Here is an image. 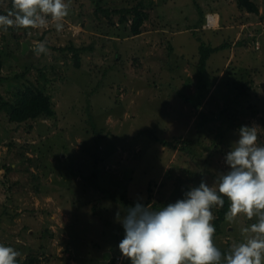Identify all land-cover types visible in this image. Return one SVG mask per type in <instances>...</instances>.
<instances>
[{
  "label": "rangeland",
  "instance_id": "1",
  "mask_svg": "<svg viewBox=\"0 0 264 264\" xmlns=\"http://www.w3.org/2000/svg\"><path fill=\"white\" fill-rule=\"evenodd\" d=\"M252 1L257 14L236 0H152L138 35L115 13L96 20L92 0H64L59 32L50 17L44 29L16 28L18 39L0 28V98L31 85L55 109L19 125L0 109V244L7 238L22 255L40 244L42 264L67 254L69 264H130L118 249L128 207L159 209L202 179L212 186L228 170L238 125H255L264 145V0ZM255 222L223 217L214 243L228 252Z\"/></svg>",
  "mask_w": 264,
  "mask_h": 264
},
{
  "label": "clouds",
  "instance_id": "2",
  "mask_svg": "<svg viewBox=\"0 0 264 264\" xmlns=\"http://www.w3.org/2000/svg\"><path fill=\"white\" fill-rule=\"evenodd\" d=\"M69 8L64 0H11V9L0 15V28L44 29L50 17L59 32ZM37 48L47 52L43 43ZM238 134L224 157L228 170L220 172L212 186L202 179L183 198L159 209L140 202L127 208L120 219L124 237L118 244L123 259L130 264H264V145L258 144L255 125L240 126ZM225 199L224 219L229 224L241 213L248 220L256 218L241 229L244 239L228 252L214 243L213 209L224 208ZM19 256L17 250L0 244V264H17Z\"/></svg>",
  "mask_w": 264,
  "mask_h": 264
},
{
  "label": "trees",
  "instance_id": "3",
  "mask_svg": "<svg viewBox=\"0 0 264 264\" xmlns=\"http://www.w3.org/2000/svg\"><path fill=\"white\" fill-rule=\"evenodd\" d=\"M92 2L95 5V11H94V17L96 20H99L101 16L98 14L100 12L104 17H108L110 14L115 13L118 15L119 21L121 23L123 22H129V32L132 35H138L141 33V28L146 20H148V13H147V7H149L152 4V0H137L135 4H133L130 7L122 6V7H115L112 6L110 8L109 6H102L101 0H92ZM237 6L240 10H244L247 13H258V7L252 0H236ZM11 9V0H8V3H4L3 0H0V15H6L8 11ZM10 31L12 32L13 36L15 38H19V36L16 34V28L9 27ZM41 38V37H38ZM228 47L227 44H222L219 46L214 47L213 49H203L201 50V56L202 58H206L211 52L218 51L221 48ZM69 50L73 51L74 54V64L78 66V48H74L72 45L68 47ZM85 50L86 48H82V50ZM89 50L92 51V46L88 47ZM200 56V57H201ZM2 68V53L0 52V69ZM22 76H24L23 73H21ZM0 76V80H2ZM244 92L243 90H240L237 95H242ZM88 94V93H86ZM89 105H87L86 112L89 109ZM0 109H3L6 114L8 115V121L11 123H16L17 125L27 122L36 120L39 117L40 118H52L55 116V109L52 103L51 96L44 92L41 89H38L37 87H33L31 85L25 86L23 89L17 91L14 93V98L11 102H8L6 100H3L0 98ZM239 127L242 125H238ZM154 140H158L157 137L154 138ZM164 144L166 142L163 140ZM117 150V148H116ZM6 171H9L11 168L6 167L5 165L2 166ZM38 176V175H36ZM36 176H33V178H36ZM35 180V179H33ZM31 186V190L35 194H39L42 190V184L33 181ZM39 184V185H38ZM228 207V201L225 199V206L222 209L216 210V219L213 221L215 227L218 229L220 226V222L223 220V217L225 215V212L227 211ZM47 231V230H45ZM6 243L2 242L4 246L12 247L14 250H17L20 253V256L17 257V264H42L41 263V257L40 254L43 255L42 246L40 244L37 245V253L34 252V250H31L29 252L22 253L19 249L16 248V245L9 241L7 238L5 239ZM68 244V243H67ZM68 250V248H65ZM221 250V249H220ZM224 252V250H221ZM63 263L69 264L70 262V255L63 257ZM45 264V263H43Z\"/></svg>",
  "mask_w": 264,
  "mask_h": 264
},
{
  "label": "water",
  "instance_id": "4",
  "mask_svg": "<svg viewBox=\"0 0 264 264\" xmlns=\"http://www.w3.org/2000/svg\"><path fill=\"white\" fill-rule=\"evenodd\" d=\"M21 46H22L21 52L24 53V51L27 49V44L25 42H22ZM108 256H109V253H105L103 257L107 258Z\"/></svg>",
  "mask_w": 264,
  "mask_h": 264
},
{
  "label": "built area",
  "instance_id": "5",
  "mask_svg": "<svg viewBox=\"0 0 264 264\" xmlns=\"http://www.w3.org/2000/svg\"><path fill=\"white\" fill-rule=\"evenodd\" d=\"M209 16V15H208ZM208 16H207V22H208Z\"/></svg>",
  "mask_w": 264,
  "mask_h": 264
}]
</instances>
